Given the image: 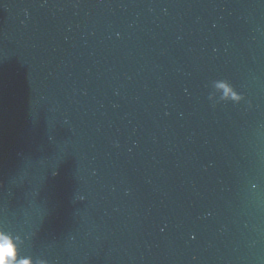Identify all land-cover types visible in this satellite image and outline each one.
I'll return each instance as SVG.
<instances>
[{
    "label": "water",
    "instance_id": "95a60500",
    "mask_svg": "<svg viewBox=\"0 0 264 264\" xmlns=\"http://www.w3.org/2000/svg\"><path fill=\"white\" fill-rule=\"evenodd\" d=\"M232 264H264V79Z\"/></svg>",
    "mask_w": 264,
    "mask_h": 264
},
{
    "label": "clouds",
    "instance_id": "9594fccd",
    "mask_svg": "<svg viewBox=\"0 0 264 264\" xmlns=\"http://www.w3.org/2000/svg\"><path fill=\"white\" fill-rule=\"evenodd\" d=\"M237 98H239L237 96ZM17 244L13 242V236L0 231V264H13L11 258L16 254Z\"/></svg>",
    "mask_w": 264,
    "mask_h": 264
}]
</instances>
